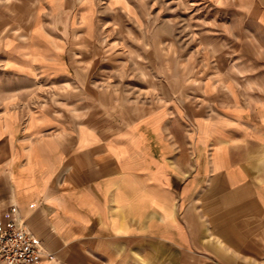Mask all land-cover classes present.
Returning a JSON list of instances; mask_svg holds the SVG:
<instances>
[{"label": "crops", "instance_id": "obj_1", "mask_svg": "<svg viewBox=\"0 0 264 264\" xmlns=\"http://www.w3.org/2000/svg\"><path fill=\"white\" fill-rule=\"evenodd\" d=\"M254 6L264 30V5ZM30 36L38 49L12 47L9 73L70 71L25 59L54 61L50 36ZM243 82L221 70L201 79L192 105L91 123L9 109L0 221L17 207L52 255L38 264H264V94Z\"/></svg>", "mask_w": 264, "mask_h": 264}, {"label": "rangeland", "instance_id": "obj_2", "mask_svg": "<svg viewBox=\"0 0 264 264\" xmlns=\"http://www.w3.org/2000/svg\"><path fill=\"white\" fill-rule=\"evenodd\" d=\"M256 3L264 0H0V118L9 109H45L91 123L192 105L201 79L221 70L222 77L241 78L244 90L264 94ZM35 30L54 42V61L24 58L67 63L65 75L6 70L12 47L18 57L38 49Z\"/></svg>", "mask_w": 264, "mask_h": 264}, {"label": "built area", "instance_id": "obj_3", "mask_svg": "<svg viewBox=\"0 0 264 264\" xmlns=\"http://www.w3.org/2000/svg\"><path fill=\"white\" fill-rule=\"evenodd\" d=\"M52 255L43 251L39 240L24 226L16 206L0 221V264H38Z\"/></svg>", "mask_w": 264, "mask_h": 264}]
</instances>
